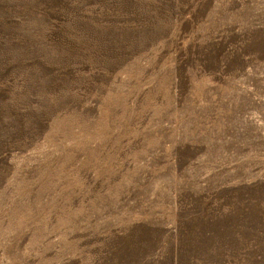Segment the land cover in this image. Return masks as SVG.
Returning a JSON list of instances; mask_svg holds the SVG:
<instances>
[{"label":"rangeland","instance_id":"obj_1","mask_svg":"<svg viewBox=\"0 0 264 264\" xmlns=\"http://www.w3.org/2000/svg\"><path fill=\"white\" fill-rule=\"evenodd\" d=\"M0 264H264V0H0Z\"/></svg>","mask_w":264,"mask_h":264}]
</instances>
